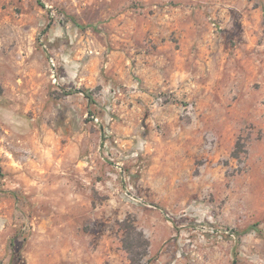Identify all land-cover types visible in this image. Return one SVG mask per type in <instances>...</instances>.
I'll return each mask as SVG.
<instances>
[{"label": "rangeland", "instance_id": "374dc122", "mask_svg": "<svg viewBox=\"0 0 264 264\" xmlns=\"http://www.w3.org/2000/svg\"><path fill=\"white\" fill-rule=\"evenodd\" d=\"M125 237L264 264V0H0V264Z\"/></svg>", "mask_w": 264, "mask_h": 264}, {"label": "trees", "instance_id": "16d2710c", "mask_svg": "<svg viewBox=\"0 0 264 264\" xmlns=\"http://www.w3.org/2000/svg\"><path fill=\"white\" fill-rule=\"evenodd\" d=\"M85 96L89 99L90 102H92L91 96L88 95V93L85 92ZM128 237L123 238V248L124 250L127 251V253L129 254L130 258V264H137V260L139 255H145L147 250L143 249L142 251L136 250L134 245H132V243H130L127 239ZM146 248V247H145Z\"/></svg>", "mask_w": 264, "mask_h": 264}, {"label": "built area", "instance_id": "2783aa9c", "mask_svg": "<svg viewBox=\"0 0 264 264\" xmlns=\"http://www.w3.org/2000/svg\"><path fill=\"white\" fill-rule=\"evenodd\" d=\"M49 65L51 66L52 69L56 67V61L52 56L49 57Z\"/></svg>", "mask_w": 264, "mask_h": 264}]
</instances>
